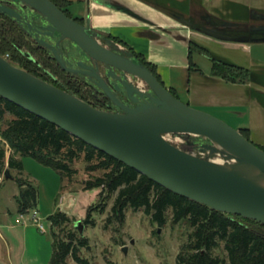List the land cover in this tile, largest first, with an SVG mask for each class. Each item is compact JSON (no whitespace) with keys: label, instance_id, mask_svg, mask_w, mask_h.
Listing matches in <instances>:
<instances>
[{"label":"water","instance_id":"water-1","mask_svg":"<svg viewBox=\"0 0 264 264\" xmlns=\"http://www.w3.org/2000/svg\"><path fill=\"white\" fill-rule=\"evenodd\" d=\"M19 2L50 23L48 29L61 34L59 44L64 39L70 40L101 65L107 78H113L114 70L119 71L120 84L115 89L123 92L134 106H126L119 100L101 72L90 73L91 78L121 108V113L95 108L15 66L2 55L0 97L64 129L179 196L264 225L263 149L225 121L181 101L144 63L136 61L132 52L123 50L106 36L90 34V25L73 20L53 1ZM0 14L20 17L1 4ZM180 20L189 24L182 17ZM51 48L65 67L63 57ZM78 65L92 70L82 63ZM170 133L195 135L207 144L189 152L165 140L164 135ZM217 154L225 163L214 161ZM5 174L6 178H12L9 169ZM76 228L84 236L81 221ZM123 251L128 252L127 248Z\"/></svg>","mask_w":264,"mask_h":264},{"label":"trees","instance_id":"trees-1","mask_svg":"<svg viewBox=\"0 0 264 264\" xmlns=\"http://www.w3.org/2000/svg\"><path fill=\"white\" fill-rule=\"evenodd\" d=\"M52 1L65 11L74 3L71 0ZM23 43L14 24L0 14V55L10 54V61L14 65L33 73L31 70L34 67L33 63L18 50L19 45ZM130 49L164 84L158 67L149 62L144 55L137 53L133 48ZM195 52L205 53L211 58L213 76L234 84L255 81L256 77L251 70L214 57L208 50L195 43L190 44L189 47L191 70L195 69L193 60ZM170 91L179 98L176 90L170 89ZM7 116L12 119L7 120ZM0 123V137L12 151L8 161L10 170L22 173L23 159L31 157L41 165L56 171L64 182L66 179H74L78 170L73 168V164L83 159L89 173L103 172L102 175L84 183L85 191L100 189L99 197L102 200H109L118 193L108 222L116 220L124 224L127 210L132 209L143 211L151 218L152 223L160 227H165L170 221L175 226L188 224L191 229L189 240L182 246L176 264H264L263 224L214 211L205 205L179 196L64 129L2 97H0ZM240 131L252 141L250 129L245 128ZM256 145L264 150V146ZM17 156L20 158L18 159ZM6 160L7 148L0 147V176L5 175ZM17 181L23 188L17 200L19 212L24 214L28 208L37 205L38 194L31 185L29 188H24L27 182L19 178ZM72 221L73 218L64 212L49 217L53 240V254L49 264H69L70 259L77 264H90L81 253L83 249L88 248L89 240L81 236L77 230L67 227ZM91 222L93 221L90 214L84 223L88 225ZM55 229H58L59 233Z\"/></svg>","mask_w":264,"mask_h":264},{"label":"rangeland","instance_id":"rangeland-1","mask_svg":"<svg viewBox=\"0 0 264 264\" xmlns=\"http://www.w3.org/2000/svg\"><path fill=\"white\" fill-rule=\"evenodd\" d=\"M247 1L254 2V5L258 4L257 0ZM211 6L214 7L213 4ZM206 45L212 53L227 58V61L231 63L251 69L250 66L254 62V71H264V43L251 44L249 45L251 49L245 46L234 47L232 44L227 46L207 42ZM199 58V52H195L194 59L201 68L211 64V58L209 59L206 55L202 59ZM186 79H188L187 76ZM175 86L179 91L180 100L192 107L216 116L237 130L239 127L251 125L254 117L251 106H198L190 98L189 90L192 91V87L190 89L188 81H176ZM10 119L12 117L7 116V120ZM186 137L189 136L184 138ZM197 138L201 139L195 136L191 137V141ZM254 141L264 146V137H256ZM186 145L185 147L188 146ZM0 147L7 148L6 170H8L12 151L1 137ZM17 158L20 157L17 156ZM23 162L22 173L9 169L12 178H6V174L0 176V264H45L47 257L53 251L49 217L58 212H64L73 218L72 223L67 225L70 229L78 231L76 224L79 221L83 223L84 236L88 238L89 246L81 253L90 261V264H176L182 246L189 240L191 229L188 224L182 223L175 226L170 221L165 227H160L152 223L151 218L143 211L132 209L127 210L124 224L116 220L108 222L118 193L109 200H102L99 197L100 189L84 190V183L102 175V171L89 173L87 164L81 159L73 164L78 174L74 179H66L63 182L56 171L41 165L35 159L26 157ZM217 162L225 163L222 157ZM14 178L27 182L24 188H29L31 185L37 190V205H33L24 212L27 224L21 219L23 213L19 212L20 207L17 202L23 188ZM35 210L38 211L40 223L46 228L45 233L40 231L37 223L29 219ZM90 214L93 222L87 225L84 221ZM55 231L59 233L58 229ZM6 238L14 244L16 252L9 250ZM30 238L32 240H28ZM124 248H127V254L124 253ZM69 264L77 263L70 259Z\"/></svg>","mask_w":264,"mask_h":264},{"label":"crops","instance_id":"crops-1","mask_svg":"<svg viewBox=\"0 0 264 264\" xmlns=\"http://www.w3.org/2000/svg\"><path fill=\"white\" fill-rule=\"evenodd\" d=\"M74 2L73 12L77 15L83 14L85 17L90 12L93 27L103 34L112 35L133 48L137 53L158 67V72L168 89H177L176 81H188L189 95L192 102L198 106H251L253 119L249 127H239L240 129H250L251 139L255 143V138L264 137V71H254L251 64V71L255 81L246 84H234L223 78L213 76V62L204 68L194 59L195 69L190 68L189 47L192 41L197 42L202 47H207V42L216 45L231 44L234 47H249L251 44L240 42H229L216 39L207 33L198 34L186 24L173 16V12L188 15L192 10H202L206 8L215 12L229 11V4L236 12H243L240 5L254 6V2L247 0H71ZM255 1V0H253ZM173 4L169 9L160 7L159 4ZM166 3V4H165ZM215 3V4H214ZM253 3V4H252ZM211 4L214 5L211 6ZM240 4V5H239ZM251 4V5H250ZM239 5V6H238ZM122 7L129 8L132 14L124 12ZM89 10V11H88ZM210 12V11H209ZM236 44V45H235ZM251 49V47H249ZM211 52V51H210ZM200 58L205 57L199 53ZM219 59L228 60L211 52ZM203 56V57H202ZM254 60V59H253ZM202 61V60H201ZM233 63V62H232ZM234 64V63H233ZM237 65V64H236ZM239 66V65H238ZM187 76L188 79L185 80ZM261 77V78H260ZM194 88V89H193ZM28 238V234L25 231ZM30 235V234H29ZM32 240V238L28 239ZM27 240V242H28ZM9 250L16 252V247L7 238ZM26 244V241H25ZM53 250V245H52ZM47 257V264L52 256Z\"/></svg>","mask_w":264,"mask_h":264},{"label":"flooded vegetation","instance_id":"flooded-vegetation-1","mask_svg":"<svg viewBox=\"0 0 264 264\" xmlns=\"http://www.w3.org/2000/svg\"><path fill=\"white\" fill-rule=\"evenodd\" d=\"M257 3L258 4L254 5V7L239 4L243 8L242 13L236 12L233 9V6H237V4H229V8L232 6L229 11L217 10L211 12V10L203 8L202 10H192L188 15L173 11L172 14L181 22L182 20H180V17L187 20L189 24L186 25L195 33L202 34L208 32L207 34H213L216 39L222 41H232L234 43L240 42L248 45L258 44L264 43V0H257ZM0 4L11 8L20 15L19 18H15L1 14L7 17L18 30V33L24 42L23 45H19L18 50L26 59L31 61L34 66L31 68L33 73L27 69L19 68L80 97L95 108L121 113V108L108 98L104 90L99 88L91 78L90 73L101 72L102 76L106 79L107 85L115 92L119 100L126 106H134L123 92H117L115 89V85L120 84L119 79L121 74L119 71L114 70L112 72L113 78L109 79L106 76L107 72L102 69V66L94 63L78 46H76V44L67 39L62 40L61 44H59L62 37L61 34L48 29L51 24L45 20L39 19L31 8L22 5L19 0H0ZM74 5L75 4L73 3L72 6L66 8V11L65 9L59 8L67 16L81 25H90V34L95 32L98 33L99 36H106L120 44L123 50L132 52L130 49L131 47L122 40H117L115 39L116 37L112 35L103 34L96 30L92 25L90 12H88L87 17L83 14H75L73 12ZM159 5L166 9L173 6V4L169 3L168 5H164V3ZM120 9L133 15V12L127 7H122ZM171 10L174 9H169V11ZM44 42L50 46L46 45ZM192 43L199 45L194 41H192ZM51 47L55 48L60 56L63 57L65 67L57 61ZM202 48L208 50L205 47ZM202 54L207 55L205 53ZM8 55L10 58V54ZM133 55L136 61L141 62L134 53ZM78 63H82L83 65L92 68V70L82 68ZM249 82L253 81L251 80ZM260 82L264 83V79H260ZM204 144H207V142L197 138L193 139L190 144L183 149L192 152L196 151L200 145Z\"/></svg>","mask_w":264,"mask_h":264},{"label":"built area","instance_id":"built-area-1","mask_svg":"<svg viewBox=\"0 0 264 264\" xmlns=\"http://www.w3.org/2000/svg\"><path fill=\"white\" fill-rule=\"evenodd\" d=\"M5 58H6L7 60H9V55H7ZM142 87H143V88H146V84L142 83ZM182 135L185 137V136H187L188 134H172V133H170V134H165V135H164V139L167 140L168 142H170V143L176 145L177 147L183 149V148L185 147L186 144H187V145L190 144L191 137H195V135H188L189 137H186V138H184ZM174 136H175V137H174ZM190 136H191V137H190ZM188 143H189V144H188ZM187 145H186V146H187ZM21 216H22L21 219H23L24 222H25V224H27L28 222H27V220L25 219V218H26V214H22ZM28 218H29V217H28ZM29 219H30L31 221H34L35 223L38 224V228L40 229V231H41L42 233H45V232H46V228H45V226H44L43 224L40 223L41 219L39 218V214H38V211H37V210L33 211L32 215H31V217H30Z\"/></svg>","mask_w":264,"mask_h":264},{"label":"bare ground","instance_id":"bare-ground-1","mask_svg":"<svg viewBox=\"0 0 264 264\" xmlns=\"http://www.w3.org/2000/svg\"><path fill=\"white\" fill-rule=\"evenodd\" d=\"M141 86H142V84H141ZM219 160H221V156H220V154H217V155L214 157V161L217 162V161H219Z\"/></svg>","mask_w":264,"mask_h":264}]
</instances>
